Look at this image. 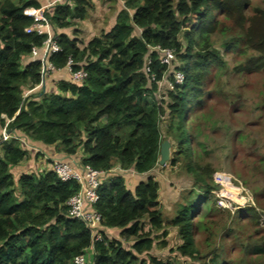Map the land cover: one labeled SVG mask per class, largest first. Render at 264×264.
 Segmentation results:
<instances>
[{
	"label": "trees",
	"instance_id": "obj_1",
	"mask_svg": "<svg viewBox=\"0 0 264 264\" xmlns=\"http://www.w3.org/2000/svg\"><path fill=\"white\" fill-rule=\"evenodd\" d=\"M119 1L123 8L113 26L83 47L64 31L87 17L92 0H62L46 9L60 48L49 58L54 69L72 59V69L82 68L87 76L81 84L58 80L57 93L23 96L42 81L41 64L32 50L40 52L46 35L25 32L32 23L27 13L41 5L38 0H0V125L15 136L0 140V264H76L74 258L88 251L92 257L86 264H143L139 255L151 251L153 233L165 231V224L176 228L180 241L171 252L190 262L150 257V264H227L215 250L209 258L201 257L194 236L201 223L195 222L200 215L197 200L164 221L160 181L152 171L159 165V145L165 140L160 122L166 113L148 97L154 96L169 67L159 63L154 48L171 49L179 60L176 69L184 75L165 101L170 163L175 165L180 155L187 160L186 172L193 186L204 191L199 200L205 199L214 172L209 164L194 160L185 121L189 110L202 105L209 66L222 62L211 45V36L219 31L215 15H223L241 34L243 47L256 54L252 68L258 69L264 67V9L247 14L250 0ZM146 57L151 59L152 81L142 69ZM26 138L56 146L68 156L81 150V165L107 172L103 178L109 181L98 188L94 204L101 218L100 240L67 214L66 202L79 190L77 182L61 181L51 169L14 179L11 168L30 159L20 145ZM129 169L151 174L131 191L122 173ZM105 228L119 229V238L108 236ZM254 250L264 254V240Z\"/></svg>",
	"mask_w": 264,
	"mask_h": 264
},
{
	"label": "rangeland",
	"instance_id": "obj_2",
	"mask_svg": "<svg viewBox=\"0 0 264 264\" xmlns=\"http://www.w3.org/2000/svg\"><path fill=\"white\" fill-rule=\"evenodd\" d=\"M96 4L93 2L85 18L87 30L78 29L84 26L80 21L65 30L70 38L77 33L80 47L109 30L114 24V14L123 8L122 2L116 4V0H96ZM262 9L264 0H250L247 14ZM215 16L219 20V31L211 36V45L219 51L222 62L209 66L202 105L189 110L185 121L186 129L192 135L194 160L201 165L209 164L214 172L209 179L212 189L205 199L199 200L204 191L193 186V177L185 169L187 160L181 155L175 165L170 163L171 160L157 165L153 174L160 181L164 221L170 220L182 205L197 200L200 215L196 214L195 222L201 223L194 236L201 257L207 258L215 250L227 264H264V254L254 250V246L264 240V67L252 68L251 61L256 54L243 47L241 34L223 15L216 13ZM230 44L232 46L228 48ZM178 64L175 57L154 96L148 97L157 100L165 110V118L163 116L160 122V133L165 140H170L165 128L169 111L165 101L167 92L173 89L167 82ZM55 72H47V84L52 83L53 76H60V72ZM42 86L43 82H40L34 95L42 90ZM2 127L0 125V130ZM38 149L28 161L47 163L45 150ZM65 160L72 161L73 158ZM34 169L38 171V166ZM148 228L146 225L145 229ZM164 229L153 233L155 239L151 251L139 255L143 264H150V257L189 263V259L170 250H175L180 243L176 228L165 224ZM86 254L90 260L92 251Z\"/></svg>",
	"mask_w": 264,
	"mask_h": 264
},
{
	"label": "built area",
	"instance_id": "obj_3",
	"mask_svg": "<svg viewBox=\"0 0 264 264\" xmlns=\"http://www.w3.org/2000/svg\"><path fill=\"white\" fill-rule=\"evenodd\" d=\"M45 4L41 5L39 8L30 10L27 15L31 17L32 23L25 29L26 33H35L37 35H46V40L42 45V52L38 53V49L34 48L32 50V55L40 61V75L42 81L44 80L47 72L54 71V66L50 62L49 58L52 53L60 50L58 44L55 41L53 28L51 26L49 18L46 16V9L56 2H61L62 0H45ZM158 52V60L160 64L168 65L172 63L175 59V55L171 49H162L159 47L154 48ZM73 62L72 59H68L65 68L69 72L70 81L74 83H83L87 73L79 68L77 70L72 69ZM82 63H78L81 65ZM143 71L146 74L148 80L152 81L155 79L154 73L151 71V59L146 57ZM165 76V75H164ZM164 78V77H163ZM162 78V79H163ZM184 80V75L181 71L175 70L172 73L167 85L170 88L173 87V84H182ZM162 81V80H161ZM159 82L157 86L159 87ZM169 83V84H168ZM39 87L36 86L26 92L24 95H28L33 90ZM15 137V136H14ZM8 138H11V135L6 130V125L1 131V141H6ZM18 138V137H16ZM19 139V138H18ZM20 140V139H19ZM51 170L56 174V176L61 181H70L73 180L79 184V190L71 196L66 204L68 206L67 214L70 218L79 220L85 224L86 227L90 229L94 240H100L101 234L98 232L101 225L100 215L95 211L94 204L98 200V188L102 185L106 178H103L107 172L92 169L88 165H77L75 161L69 160H53L51 162ZM87 254L79 255L74 258L76 264H86Z\"/></svg>",
	"mask_w": 264,
	"mask_h": 264
},
{
	"label": "crops",
	"instance_id": "obj_4",
	"mask_svg": "<svg viewBox=\"0 0 264 264\" xmlns=\"http://www.w3.org/2000/svg\"><path fill=\"white\" fill-rule=\"evenodd\" d=\"M39 2H40V5H43V4H45V0H38ZM93 2H94V4H96V0H92ZM104 2V1H103ZM117 2L118 3H120V1L119 0H116V4H117ZM97 5V4H96ZM117 6V5H116ZM110 6H108L107 8H109ZM119 10H120V8H119ZM118 10V11H119ZM116 14L117 13H115L114 14V17H113V19H114V22H115V17H116ZM88 20H82V21H80V23H81V25H84V26H81V28H78L79 30H81V31H85V30H87L88 28L86 27V25H87V22ZM58 33L59 32H61L62 30H56ZM64 31V30H63ZM65 32V31H64ZM72 38H74V37H77V33H75V35L74 36H71ZM78 38V37H77ZM89 41V40H88ZM41 52H42V49H41ZM38 53H40L39 51H38ZM30 58H33L32 57V55H30L29 56V58H25V60H24V63L25 62H27V61H29V59ZM56 72H60L61 74H60V76L59 77H52V83H50V84H47L46 82H45V78H44V80H43V86H42V90H40L41 92H55V93H57V87H56V82L58 81V80H67V81H69L70 80V76H69V72H68V70L64 67V68H62V69H58V70H55ZM55 72V73H56ZM58 75V74H57ZM28 90H30V89H28ZM35 91L36 90H33V92H32V94H34L35 93ZM39 92V91H38ZM5 118V117H4ZM6 119V118H5ZM9 122V120L8 119H6V123L5 124H7ZM1 131V130H0ZM10 135H12V136H14L13 134H10ZM1 140V139H0ZM26 141H24V140H22L21 141V143H20V145H21V147L24 149V150H26V151H28L29 152V155L30 156H34V154H35V152H37V151H39V149H38V147L39 148H41L42 150H45L44 152H43V154H44V156H45V158L47 157V155H48V159L47 160H49V161H46L47 163H44V164H40L41 163V161H39L38 163H35L33 160H32V163L31 162H29L28 160H25V161H22L21 163H19L18 165H15V166H13L12 168H11V173L14 175V179L16 180V177H18L21 173H26V172H29V171H27V170H35L34 168L36 167V166H38V171H40V170H45V169H51V168H49V166H51V162H52V160H54V159H67V158H73V161H75L76 162V164L77 165H79L80 163H79V161H80V159L82 158V152H81V150H79L76 154H74V155H70V156H68V155H66V154H64L63 152H60L59 150H58V148L56 147V146H51V145H43V144H41V143H39V142H34V141H31L30 139H28V138H26L25 139ZM2 149H1V147H0V155L2 154ZM44 165V166H43ZM116 168H118V167H116ZM155 170V169H154ZM154 170L152 171V172H154ZM14 171H15V174H14ZM36 171V170H35ZM34 171V172H35ZM119 171H121V170H119ZM30 172H32V171H30ZM123 173V177H124V179H125V183H126V186H127V188L129 189V190H131V191H133V189H134V187L137 185V183L139 182V181H141V180H144V179H146L147 178V176L149 175V174H151V173H149V174H138V173H136V172H134V170H132V169H129V170H127V171H123L122 172ZM153 175V174H152ZM109 181V177L107 178V179H105V182H108ZM160 188H161V186H160ZM103 231L104 232H106L107 234H108V236H110V237H114V238H119V229H115V228H113V229H108V228H105V229H103ZM113 233L116 235H113Z\"/></svg>",
	"mask_w": 264,
	"mask_h": 264
},
{
	"label": "water",
	"instance_id": "obj_5",
	"mask_svg": "<svg viewBox=\"0 0 264 264\" xmlns=\"http://www.w3.org/2000/svg\"><path fill=\"white\" fill-rule=\"evenodd\" d=\"M170 147L171 144L169 140H163L162 142H160L158 159L159 165H164L170 160Z\"/></svg>",
	"mask_w": 264,
	"mask_h": 264
}]
</instances>
